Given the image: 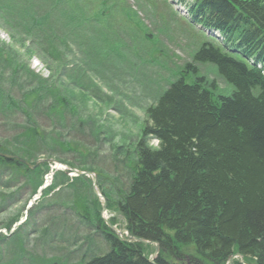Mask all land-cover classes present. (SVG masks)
I'll return each mask as SVG.
<instances>
[{
	"label": "trees",
	"instance_id": "trees-1",
	"mask_svg": "<svg viewBox=\"0 0 264 264\" xmlns=\"http://www.w3.org/2000/svg\"><path fill=\"white\" fill-rule=\"evenodd\" d=\"M62 1L0 0V16L10 28L19 24L24 34L38 36L48 22L44 9L51 8L69 27L60 8ZM189 11L195 22L224 32L231 47L261 62L262 70L202 44L192 63L214 64L233 87L229 96L214 95L215 83L193 64H186L155 103L145 108L132 153L123 151L122 145L115 146L114 160L122 158V162L112 169L113 177H106L112 182L110 194L98 185L106 196L108 212L121 216L134 238L157 243V256L149 262L153 246L121 240L98 214L93 217L87 212V222L94 223L93 229L101 234L108 250L88 258L85 264H185V258L188 264H225L234 253L247 264H264V0H196ZM50 39L55 41V35ZM49 45L56 44L49 40ZM61 45H65L64 39ZM5 54L1 47L0 108L9 116L11 108H17L27 124H19L15 137L0 140V152L29 159L32 151L46 152L43 149L54 143L68 147L67 140L57 141L61 138L58 133H53V143L48 145L35 116L50 109L57 113V124L72 127L73 118L61 112V108L74 111L69 100L58 91L55 80L37 76L14 55ZM64 61L56 68H64ZM13 87L22 89V99L15 101L7 94L5 101L3 94ZM154 140L153 147L150 142ZM41 165L47 170L46 163ZM87 168L97 173L96 184H100L103 175L92 166ZM38 171L0 156V189L7 192L17 174L29 179ZM56 174L70 183L81 178L90 182L85 175L69 178L64 172ZM94 207L95 211L100 208L97 198ZM109 220L117 223L113 216Z\"/></svg>",
	"mask_w": 264,
	"mask_h": 264
},
{
	"label": "rangeland",
	"instance_id": "rangeland-1",
	"mask_svg": "<svg viewBox=\"0 0 264 264\" xmlns=\"http://www.w3.org/2000/svg\"><path fill=\"white\" fill-rule=\"evenodd\" d=\"M146 1L86 0L84 4L83 0H64L60 7L63 16L70 18L69 22L75 19L82 23L84 27L80 29L85 32L70 36L75 32L73 26L78 28L77 23L68 28L57 20L52 30L55 41L50 39L47 29L37 32L38 36H26L22 31L21 36H15L19 24L10 28L0 21V48L10 51L18 62L32 69L39 67L35 61L48 65L44 76H52L50 80L56 81L58 91L71 102L77 117L83 121H78L79 129L63 130L59 125L55 129L70 140L74 138L71 144L78 142L77 147L43 151L39 159H59L81 169L92 166L103 175L97 185L105 194H110L112 185L107 178L114 176L112 169L117 162H122V158L116 159L117 162L113 159L115 145L122 144L131 152L143 127L144 109L155 103L167 85V78L170 80L169 72L189 61L196 44L198 47L205 42L206 32L197 31L190 22L187 26L186 19L174 8L178 4L166 3V0ZM93 17L101 24L96 27L88 24L86 20L92 21ZM109 22L111 27L102 30ZM52 24L47 22L48 26ZM63 39L67 48L61 50ZM49 40L56 44L58 51L49 45ZM26 47L33 52H27ZM41 47L56 58L55 61L49 63V59L40 54ZM89 51L93 55H89ZM33 56L35 58L29 62ZM61 59L66 61V66L56 68ZM197 66L205 77L217 84L215 94L230 92L229 86L215 74L214 65ZM76 86L95 99L88 98ZM2 114L0 111V119ZM18 118L20 115L13 117L15 121H19ZM40 122L43 128L48 125L47 120ZM6 131L0 123V134ZM151 144L154 147L156 142ZM36 169L39 171L29 179L17 174L7 192L0 189V264H85L88 258L105 253L108 246L93 229L94 223L87 222L86 214L101 213L107 221L113 214L92 208L96 196L91 183L86 178L70 183L62 174L49 180L45 166ZM114 216L117 222L114 228H123L121 216L116 213ZM118 237L125 239L123 235ZM183 263L188 264V258Z\"/></svg>",
	"mask_w": 264,
	"mask_h": 264
},
{
	"label": "bare ground",
	"instance_id": "bare-ground-1",
	"mask_svg": "<svg viewBox=\"0 0 264 264\" xmlns=\"http://www.w3.org/2000/svg\"><path fill=\"white\" fill-rule=\"evenodd\" d=\"M43 163H46V165H47V173H45V175H47V179H49V180H50V178L52 176L55 175L56 172H64V173L67 174V176L69 178L78 176L77 174L73 173L71 166H69V165L68 166H66V165L61 166V165L57 164L55 162V160H53V159H42V160H40L37 163V166L36 167L40 166ZM92 183L96 184V179L94 181L92 180ZM92 189H93V187H92ZM93 191H94V189H93ZM229 262H231V260Z\"/></svg>",
	"mask_w": 264,
	"mask_h": 264
},
{
	"label": "water",
	"instance_id": "water-1",
	"mask_svg": "<svg viewBox=\"0 0 264 264\" xmlns=\"http://www.w3.org/2000/svg\"><path fill=\"white\" fill-rule=\"evenodd\" d=\"M76 173H78V174H87V175H91L92 180H93V181L95 180V175H92L90 172H80V171H76ZM93 189H94L95 194H96L97 196H99L100 194L97 193V188L94 187ZM104 206H105V202L103 201V204H102L103 210H104ZM106 224H107V226L110 228V230H112L113 232H115V233H117V232L125 233L129 238L131 237V236H130L131 234H129L128 231H127L125 228H122V229H120L119 231H117V230H115V229L112 227V225H111L109 222H106ZM137 241L140 242V243H142V244H148V243H151L150 240H141V239H137ZM155 245H156V247H155V252H154L153 256H154V255L157 253V251H158V245H157V244H155ZM153 256H152V257H153ZM234 256H240V255H239L238 253H236V254L233 255V257H234ZM150 261L152 262V259H150ZM229 264H230V262H229Z\"/></svg>",
	"mask_w": 264,
	"mask_h": 264
}]
</instances>
